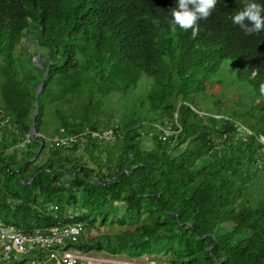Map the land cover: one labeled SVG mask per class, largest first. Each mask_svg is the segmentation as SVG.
I'll use <instances>...</instances> for the list:
<instances>
[{
  "label": "trees",
  "instance_id": "1",
  "mask_svg": "<svg viewBox=\"0 0 264 264\" xmlns=\"http://www.w3.org/2000/svg\"><path fill=\"white\" fill-rule=\"evenodd\" d=\"M174 6L0 0L6 224L94 227L133 209L136 229L83 234L76 247L134 257L155 245L169 264H264V31L232 23L244 0H218L209 18L176 31ZM130 70L134 85L123 79ZM104 110L117 112L115 125ZM12 259L0 264L27 256Z\"/></svg>",
  "mask_w": 264,
  "mask_h": 264
},
{
  "label": "built area",
  "instance_id": "2",
  "mask_svg": "<svg viewBox=\"0 0 264 264\" xmlns=\"http://www.w3.org/2000/svg\"><path fill=\"white\" fill-rule=\"evenodd\" d=\"M0 125H10L9 117L1 111ZM99 138H112V133L104 132ZM258 140L264 149V136H258ZM72 141L75 139L59 140L62 145H68ZM84 229V223L73 222L22 231L0 219V261L9 263L17 255L27 256L25 264H159L146 253L138 258H122L83 252L76 244L82 238Z\"/></svg>",
  "mask_w": 264,
  "mask_h": 264
},
{
  "label": "clouds",
  "instance_id": "3",
  "mask_svg": "<svg viewBox=\"0 0 264 264\" xmlns=\"http://www.w3.org/2000/svg\"><path fill=\"white\" fill-rule=\"evenodd\" d=\"M218 0H175L171 9L172 30L177 26L181 29H191L198 21L209 18ZM232 23L238 25L246 35L264 31V0H244L241 10L231 16ZM264 91V84L261 85Z\"/></svg>",
  "mask_w": 264,
  "mask_h": 264
},
{
  "label": "rangeland",
  "instance_id": "4",
  "mask_svg": "<svg viewBox=\"0 0 264 264\" xmlns=\"http://www.w3.org/2000/svg\"><path fill=\"white\" fill-rule=\"evenodd\" d=\"M28 52L26 51L25 53H22V59L25 60L28 57ZM36 58H39V54L37 55ZM140 77L139 71H128L127 75L124 79V81L134 85L138 82ZM115 109L119 105L118 102H112L111 103ZM117 112H111L109 110H104L103 112V117L105 118L106 121H108L110 124H116L115 121V114ZM208 195L205 192H201L199 194V201L200 203H203L206 201ZM1 210V209H0ZM7 209H2V211H6ZM134 210L129 209L125 211V209H121L118 211V213H112L108 218L106 223L101 224L99 221H97L94 224V227H85L84 229V234L89 237V238H96L100 235H115L122 233L127 230H134L136 229L140 224L141 221L136 220L134 217ZM28 220L32 223H41L43 220L39 217H34V216H27ZM145 251H147V254H150L154 259L157 260L159 264H169V258L170 254L169 253H159L158 246L156 247L155 245L152 246L151 248H147ZM93 254H98L102 256H119V257H129L130 254L132 253V250L129 248L126 249H117L116 255L110 254L107 251L100 249V250H92L90 251ZM136 254L134 257H138L141 255L139 252H134Z\"/></svg>",
  "mask_w": 264,
  "mask_h": 264
},
{
  "label": "water",
  "instance_id": "5",
  "mask_svg": "<svg viewBox=\"0 0 264 264\" xmlns=\"http://www.w3.org/2000/svg\"><path fill=\"white\" fill-rule=\"evenodd\" d=\"M36 111H37V108L34 111V116H36V113H37ZM34 122H35V120L32 121L31 127H30V136L31 137H34Z\"/></svg>",
  "mask_w": 264,
  "mask_h": 264
},
{
  "label": "crops",
  "instance_id": "6",
  "mask_svg": "<svg viewBox=\"0 0 264 264\" xmlns=\"http://www.w3.org/2000/svg\"><path fill=\"white\" fill-rule=\"evenodd\" d=\"M42 223H37V224H33L32 226L33 227H39V226H41L42 227ZM139 257V256H138ZM138 257H122V258H138Z\"/></svg>",
  "mask_w": 264,
  "mask_h": 264
}]
</instances>
